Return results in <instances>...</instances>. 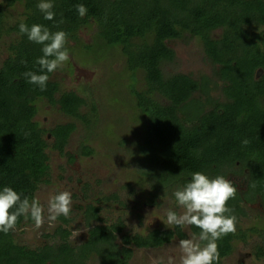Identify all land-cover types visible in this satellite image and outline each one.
Masks as SVG:
<instances>
[{
    "label": "trees",
    "instance_id": "obj_1",
    "mask_svg": "<svg viewBox=\"0 0 264 264\" xmlns=\"http://www.w3.org/2000/svg\"><path fill=\"white\" fill-rule=\"evenodd\" d=\"M39 2L0 3V39L18 36L0 67V190L9 186L31 200L38 185L47 182L48 144L45 131L34 121L38 99L58 105L62 113L81 121L90 131L98 116L97 107L89 105L88 99L63 92L60 83L52 80L54 73H48L44 91L28 82L25 72L42 74L36 60L43 55V45L20 34L19 24L65 31L69 55L72 43L79 44L80 32L94 27L93 44L84 49L97 48L101 58L119 50L126 72L133 74L128 89L136 110L147 121L144 143L139 146L145 158L144 175L154 177L161 187L176 188L189 182L196 171L210 177L243 176L246 190L237 188L235 198L228 202L231 214L237 217L236 232L217 241L220 264L234 244L255 235L253 229L243 230L238 224L245 214L242 203H253L257 197L264 203V0H52L56 16L51 21L43 18ZM77 4L87 8L85 16H79ZM18 7L23 9V18L9 24L7 13ZM61 18L64 22L57 26ZM218 31L220 36L214 37ZM186 36L202 42L214 67L215 82L208 77L195 80L190 75L164 72L165 63L176 55L168 44ZM138 73L144 76L143 90L135 88ZM218 88L225 101L211 96ZM89 106L90 112L84 113ZM75 130L72 123L51 129L54 148L61 150ZM245 139L247 145L242 143ZM80 150L84 155L92 153L89 146ZM99 210L91 205L86 208L88 224L100 220ZM24 221L20 217L16 227ZM58 221L53 234L46 236L58 243L37 249L15 244L12 231L0 232V264H84L92 255L99 264H127L132 257L128 246L155 248L168 244L175 235L184 239L180 231L155 229L145 236L124 238L121 247L116 240L123 226L111 225L90 229L87 239L76 247L71 243L68 218L60 216ZM190 229L192 234L200 231L194 226ZM259 236L262 244L256 253L264 258V231Z\"/></svg>",
    "mask_w": 264,
    "mask_h": 264
},
{
    "label": "rangeland",
    "instance_id": "obj_2",
    "mask_svg": "<svg viewBox=\"0 0 264 264\" xmlns=\"http://www.w3.org/2000/svg\"><path fill=\"white\" fill-rule=\"evenodd\" d=\"M22 12V7L10 10L7 22L14 24L22 19ZM94 33V27L80 32L79 44L72 43L74 49L69 61L54 73L52 80L60 83L63 92H75L88 99L89 105L97 107L95 125L90 131L81 121L62 113L58 105H50L43 99L37 100L34 121L45 131V141L48 144L45 152L49 157L50 169L45 177L47 182L38 185L35 198L40 200L47 215V199L50 194L64 190L72 193V211L67 217V225L71 231V243L76 247L87 239L90 229L98 226L122 225L123 230L117 234L116 240L121 247L124 246V238L135 234L145 236L155 229L180 231L184 239L190 238V226L168 227L165 224L166 209L181 211L173 196L177 188L161 187L154 177L144 175L145 158L141 155L139 146L144 143L147 121L136 110L135 99L128 89V85L133 83V74L126 72V61L119 50H111L101 58L97 48L94 51L84 49L93 44ZM213 36L219 37L220 31ZM17 38L18 36L12 35L0 39V67L9 57L10 44ZM168 45L176 55L172 62L163 66L166 74L182 73L195 80L208 77L215 82L214 67L207 60L199 39L186 36ZM135 78V88L143 90V74L138 73ZM211 96L215 100L225 101L220 88L214 89ZM199 97L203 98L202 94ZM205 99L206 97L202 100L204 103ZM195 108L196 106L191 107L193 110ZM82 111L89 113L90 106ZM71 123L75 124L76 130L67 144L61 150L54 148L49 131ZM81 146H89L92 153L84 155L80 150ZM226 178L236 188L246 190L243 176L232 173ZM90 205L100 209V220L88 224L86 208ZM242 206L245 214L238 220V224L243 230L253 229L255 235L252 234L247 242L234 244L231 254L222 259L220 264H264V258L256 253L257 247L262 244L259 233L264 231L263 200L257 197L255 202H243ZM58 224V219L51 225L46 220L43 227L36 229L32 220L25 219L12 231L14 242L31 249L57 244V239H48L46 236H51ZM77 230L79 235L74 236V231ZM179 240L181 238L175 235L168 244L155 248L128 246L132 250V257L127 264H152L154 258L161 257L166 262L170 255L179 264ZM84 264L99 263L92 255L84 260Z\"/></svg>",
    "mask_w": 264,
    "mask_h": 264
},
{
    "label": "clouds",
    "instance_id": "obj_3",
    "mask_svg": "<svg viewBox=\"0 0 264 264\" xmlns=\"http://www.w3.org/2000/svg\"><path fill=\"white\" fill-rule=\"evenodd\" d=\"M37 7L45 20H54L56 13L53 11L52 0H40ZM75 7L80 17L86 15L87 8L83 4ZM63 22L61 18L57 26ZM19 32L26 34L29 41L43 45V55L36 60L42 74L28 71L23 75L29 83L38 85L44 91L49 80L48 73H55L70 59L67 47L69 34L63 30L52 32L42 24L29 27L23 22L19 24ZM242 143L247 145L249 141L245 139ZM237 191L233 182L223 175L210 177L204 172L196 171L191 174L189 182L173 192L181 211L166 209V226H194L200 230L190 238L179 240V264H218L220 253L217 241L236 232L237 217L231 214L233 210L228 202L235 198ZM22 195L9 186L0 190V232L8 234L14 231L20 217H30L34 227L39 229L46 220L51 225L58 217L67 218L71 214L73 202L70 191H59L48 196L47 215L38 198L30 200L28 196L22 198ZM77 235L79 230L74 231V236ZM152 264H176V261L170 255L166 262L161 257L154 258Z\"/></svg>",
    "mask_w": 264,
    "mask_h": 264
}]
</instances>
